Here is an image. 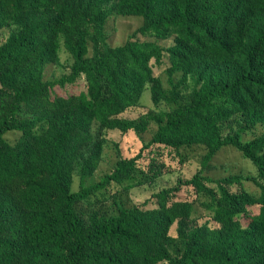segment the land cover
Returning <instances> with one entry per match:
<instances>
[{
	"label": "trees",
	"instance_id": "obj_1",
	"mask_svg": "<svg viewBox=\"0 0 264 264\" xmlns=\"http://www.w3.org/2000/svg\"><path fill=\"white\" fill-rule=\"evenodd\" d=\"M114 15L142 17L117 46ZM0 31V264H264V0H0ZM146 91L153 106L124 117ZM110 131L134 132L138 154ZM224 148L255 171L211 176ZM165 151L201 166L135 203L169 173Z\"/></svg>",
	"mask_w": 264,
	"mask_h": 264
},
{
	"label": "rangeland",
	"instance_id": "obj_2",
	"mask_svg": "<svg viewBox=\"0 0 264 264\" xmlns=\"http://www.w3.org/2000/svg\"><path fill=\"white\" fill-rule=\"evenodd\" d=\"M142 17L137 15H114L110 18V21L107 26V31L109 35L108 42L112 46H117L124 43L129 36L141 25ZM7 33L5 31H0V43L4 41ZM148 39V37H145ZM163 46H169L172 44L171 41H163L160 42ZM66 56H64L65 58ZM63 58V59H64ZM169 61L167 56L165 57V61L162 66H155L154 72L156 75L162 78L164 82H166L167 76L165 74L166 68L169 67ZM62 69H52L50 67L46 70L47 78H55L59 77L62 74ZM86 91V83L83 78H80L74 84H69L65 87L56 86L54 88L55 94L61 96H67L68 94H79L80 92ZM150 97V92L146 91L143 94L141 102H143V108L131 109L123 114L124 117H136L141 112L146 111L149 107L153 106ZM264 132V127L259 126L255 131V134H260ZM254 135L246 136L245 139H251ZM18 136V133H8L5 135L8 141L13 142ZM108 136L119 142L120 148L122 149V154L126 158L134 157L138 154L139 150L142 147V142L135 135L134 132H128L123 135L119 131H110ZM164 151V150H163ZM162 152V151H161ZM164 156H160V160L164 161L167 170L169 173L165 174L155 186H148L143 188H137L132 190L131 197L135 203L144 204L147 208H154L155 202L154 198H152L153 193L157 192L160 188L163 187H171L175 185L179 176L183 178H190L193 174L200 168L201 164L198 160L201 157H197V159H193L184 165H180L178 161H174L165 151ZM149 151L144 153L145 157L149 156ZM163 153V152H162ZM202 154V153H201ZM115 158L114 155L110 152H106V159L100 166L96 178L99 179L105 172L111 170L112 164L114 163ZM146 162V161H143ZM214 166L216 169L210 172V175L213 177H223L228 175V173L233 172H251L252 169L255 171V166L250 160L244 159L239 151L234 148H224L220 151V153L214 159ZM253 166V168H252ZM247 185L255 189V186L251 183H247ZM73 189L77 191L79 189V178L75 177V183ZM179 198L183 199H193L195 198L193 192L190 188H185L179 195ZM175 225L171 230V234L175 235Z\"/></svg>",
	"mask_w": 264,
	"mask_h": 264
}]
</instances>
